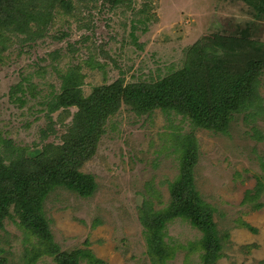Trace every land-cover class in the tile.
I'll return each instance as SVG.
<instances>
[{"label": "rangeland", "instance_id": "obj_1", "mask_svg": "<svg viewBox=\"0 0 264 264\" xmlns=\"http://www.w3.org/2000/svg\"><path fill=\"white\" fill-rule=\"evenodd\" d=\"M38 3H28V10ZM70 5L68 11L56 9L37 34L33 17L26 26L0 33V133L26 153L61 143L77 108L48 112L46 104L62 93L63 76L72 68H78L87 97L120 78L123 87L152 84L182 69L191 47L211 43L217 34L255 35L264 43V15L245 0H71ZM257 81L254 103L234 114L227 133L196 127L172 111L137 112L122 102L104 120L95 154L79 169L94 177V194L83 198L57 188L43 202L55 253L39 254L33 264H57L55 256L85 247L104 264H151L138 213L170 202L168 183L179 175L178 144L186 137L197 144L195 189L214 208L218 230L228 232L218 264H262L264 69ZM258 180L262 207L252 210L243 198ZM238 218L257 233L238 226ZM15 221V215L3 219L0 257L6 264H28L37 240L28 241ZM201 235L179 218L168 223L165 239L182 249L167 264H199V252H190L188 243Z\"/></svg>", "mask_w": 264, "mask_h": 264}, {"label": "trees", "instance_id": "obj_2", "mask_svg": "<svg viewBox=\"0 0 264 264\" xmlns=\"http://www.w3.org/2000/svg\"><path fill=\"white\" fill-rule=\"evenodd\" d=\"M32 1L0 0V33L10 31L12 25L26 26L29 17H33L38 24L37 34V29L53 19L56 9L68 11L71 7V0H39L38 7L30 12L27 5ZM245 1L264 15V0ZM31 30L29 27L28 31ZM254 37L243 38L231 32L217 34L215 41H200L191 47L182 69L152 84L123 87L120 78L111 85L93 88L87 97L82 95L78 68H72L63 76L62 93L46 104L48 112L60 107L77 108L60 144L48 143L33 153H26L28 149L13 146L0 133L3 149H0V230L4 227L3 219H14L15 215L18 223L15 222L25 231L28 241L36 238L28 264H33L39 254L55 253L43 212V202L49 194L57 188H65L88 198L96 191L92 174L81 173L79 169L95 154L104 120L122 102L133 106L137 112H150L155 108L165 114L172 111L188 117L196 127L227 133L234 114L249 109L257 96V78L264 69V43ZM178 150L180 172L168 183L170 202L158 211L149 205L138 213L145 253L151 264H167L175 258L182 249L181 244L171 245L165 237L167 224L179 218L202 234L198 240L188 243L190 252H199V264H218L228 232L218 230L213 221L214 208L205 203L195 189L197 144L186 137L178 144ZM262 189L258 180L254 190L245 193L243 204H251L252 210L261 208ZM237 224L257 233L256 228L240 218ZM85 244L87 246L88 242ZM55 260L57 264H79L82 260L86 264H104L86 247L55 256ZM0 264H6L2 257Z\"/></svg>", "mask_w": 264, "mask_h": 264}]
</instances>
